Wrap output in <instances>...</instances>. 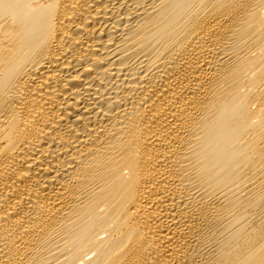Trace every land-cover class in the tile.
<instances>
[{
  "label": "bare ground",
  "instance_id": "6f19581e",
  "mask_svg": "<svg viewBox=\"0 0 264 264\" xmlns=\"http://www.w3.org/2000/svg\"><path fill=\"white\" fill-rule=\"evenodd\" d=\"M0 264H264V0H0Z\"/></svg>",
  "mask_w": 264,
  "mask_h": 264
}]
</instances>
